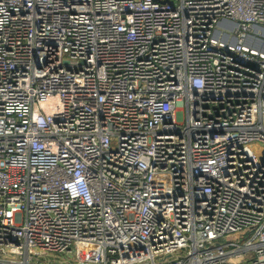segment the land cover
I'll list each match as a JSON object with an SVG mask.
<instances>
[{
  "label": "built area",
  "instance_id": "2783aa9c",
  "mask_svg": "<svg viewBox=\"0 0 264 264\" xmlns=\"http://www.w3.org/2000/svg\"><path fill=\"white\" fill-rule=\"evenodd\" d=\"M252 29L264 0H0V264H264Z\"/></svg>",
  "mask_w": 264,
  "mask_h": 264
},
{
  "label": "rangeland",
  "instance_id": "374dc122",
  "mask_svg": "<svg viewBox=\"0 0 264 264\" xmlns=\"http://www.w3.org/2000/svg\"><path fill=\"white\" fill-rule=\"evenodd\" d=\"M251 33H253V34H256V35H258L259 37H261V38H263L264 39V35H262L260 32H255L253 29L251 30ZM115 141L113 140L112 142H111V146L112 147H115ZM71 248H73V245L71 246ZM63 260V259H62ZM73 260H74V254L72 253L71 254V256H68L67 258H66V261H64V262H67V263H70V264H73Z\"/></svg>",
  "mask_w": 264,
  "mask_h": 264
},
{
  "label": "water",
  "instance_id": "95a60500",
  "mask_svg": "<svg viewBox=\"0 0 264 264\" xmlns=\"http://www.w3.org/2000/svg\"><path fill=\"white\" fill-rule=\"evenodd\" d=\"M157 1L165 2L166 0H157Z\"/></svg>",
  "mask_w": 264,
  "mask_h": 264
}]
</instances>
